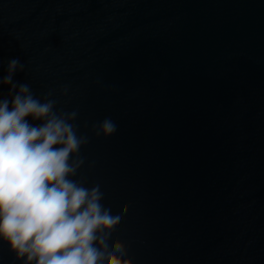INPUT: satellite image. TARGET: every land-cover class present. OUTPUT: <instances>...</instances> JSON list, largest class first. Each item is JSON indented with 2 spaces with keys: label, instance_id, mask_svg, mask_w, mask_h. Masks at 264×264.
Returning <instances> with one entry per match:
<instances>
[{
  "label": "water",
  "instance_id": "95a60500",
  "mask_svg": "<svg viewBox=\"0 0 264 264\" xmlns=\"http://www.w3.org/2000/svg\"><path fill=\"white\" fill-rule=\"evenodd\" d=\"M12 59L76 111L72 179L124 205L133 264H264V0H0V80Z\"/></svg>",
  "mask_w": 264,
  "mask_h": 264
},
{
  "label": "clouds",
  "instance_id": "9594fccd",
  "mask_svg": "<svg viewBox=\"0 0 264 264\" xmlns=\"http://www.w3.org/2000/svg\"><path fill=\"white\" fill-rule=\"evenodd\" d=\"M22 70L12 59L0 80L13 93L0 99V240L24 264H133L114 235L124 205L106 208L98 185L72 179L88 142L76 111L59 112L54 99L17 87L13 76ZM94 131L109 137L116 125L105 119Z\"/></svg>",
  "mask_w": 264,
  "mask_h": 264
}]
</instances>
